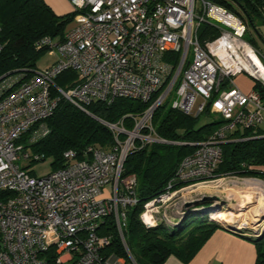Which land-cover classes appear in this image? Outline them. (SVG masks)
<instances>
[{
  "label": "built area",
  "instance_id": "2783aa9c",
  "mask_svg": "<svg viewBox=\"0 0 264 264\" xmlns=\"http://www.w3.org/2000/svg\"><path fill=\"white\" fill-rule=\"evenodd\" d=\"M68 1L76 16L64 41L45 37L37 43L49 47L56 61L28 80L0 76V264H137L124 236L127 213L139 202L137 180L123 174L130 153L164 143L152 124L154 112L167 102L187 116L212 107L224 124L182 161L167 192L145 206V225L147 214L158 221L153 206L171 200L175 183L216 177L229 135L264 123L262 95L235 84L245 74L264 87L253 56L264 64L246 40L245 20L209 0ZM203 23L220 29L205 44L198 38ZM68 71L76 72V79L59 87L57 79ZM159 92L133 119L132 131L104 123L115 134L110 150L89 147L81 161L68 151L66 167L43 178L21 166L42 159L26 146L50 133L43 124L61 100L88 112L95 103L110 106L119 99L149 103ZM108 219L129 260L106 253L111 237L101 230Z\"/></svg>",
  "mask_w": 264,
  "mask_h": 264
},
{
  "label": "trees",
  "instance_id": "16d2710c",
  "mask_svg": "<svg viewBox=\"0 0 264 264\" xmlns=\"http://www.w3.org/2000/svg\"><path fill=\"white\" fill-rule=\"evenodd\" d=\"M212 3L240 16L245 20L248 34L260 35L256 21L264 24V0H209ZM239 8L238 13L235 9ZM76 13L57 15L44 0H0V76L12 74L20 80H28L37 69L41 54L49 47H38L42 38L62 43L68 27L73 23ZM220 35L218 26L203 23L198 30L202 44ZM261 37V36H259ZM248 41V40H247ZM251 41V40H250ZM251 42L256 44L255 39ZM174 65L179 55L172 57ZM77 73L65 72L56 84L64 87L76 79ZM254 91L264 99V87L254 81ZM224 88V87H223ZM160 92L151 102L119 99L113 105L95 103L84 112L66 100H61L56 112L43 124L50 133L26 148L40 155V161L31 160L30 166L51 158L53 172L66 167L64 155L68 151L77 153L83 160L89 147L110 150L115 143V134L104 123L123 124L128 131L134 129V118L141 117L157 100ZM204 114H208V111ZM198 117L187 116L172 109L167 102L159 106L153 115L152 124L156 135L164 143H152L137 148L128 156L123 177L134 176L137 180L136 194L138 204L127 213L124 236L129 252L137 264H163L176 256L183 261L191 260L210 238L212 233L222 228L212 221H188L176 227H147L141 221L145 206L167 192L168 184L176 176L182 161L196 150V145L207 141L223 124L218 118L200 124ZM260 128V127H259ZM237 130L229 135L228 142L222 145V158L216 169V176H237L264 180V136L259 129ZM144 133L149 134L148 131ZM29 135L21 140L26 143ZM28 170V168H26ZM33 176L34 173L30 172ZM184 184L175 183L174 191ZM101 234L111 237L106 248L107 254H115L129 260L119 233L112 220L102 225ZM252 241L257 247L256 264H264V237Z\"/></svg>",
  "mask_w": 264,
  "mask_h": 264
},
{
  "label": "rangeland",
  "instance_id": "374dc122",
  "mask_svg": "<svg viewBox=\"0 0 264 264\" xmlns=\"http://www.w3.org/2000/svg\"><path fill=\"white\" fill-rule=\"evenodd\" d=\"M235 9L240 13L237 6ZM72 12H74L73 9ZM256 24L258 25L260 35L254 32V36H252L251 32H249L247 40L258 52L264 64V24L259 23V21H256ZM253 39H255L256 44L251 42ZM55 61L56 55L51 51H46L39 56L37 67L39 69H45L51 66ZM246 77L248 81L245 86L249 88L248 82H251L252 79L248 76ZM219 89H223L222 84L219 86ZM198 116L199 115H194V117ZM218 118L219 116L214 112L212 107H210L208 114L200 116L199 123L201 125L206 124ZM52 161L51 158H47L45 161L34 164L33 166L27 163H22L21 166L23 168H28L36 177L43 178L53 172ZM251 180H259L264 183V180L259 178L227 175L216 176L213 179L197 183L184 184L179 189L181 190L180 192L179 190L178 192L175 190L176 193L173 194L170 201L159 205L155 204L153 206L156 214L155 218L158 219V225L161 224L165 227L177 228V226L188 221L212 220L221 226L224 225L229 227L233 225L234 227L236 226L235 229L242 227V229H239L240 233L246 236H254L261 233L262 228H264V222H260L261 215H259L258 211H261L262 207L261 201H258V199L263 198H261L257 191H250L248 189V183ZM204 198H212L215 199V201L198 206L185 207L188 203L192 204ZM250 199L252 202L248 204ZM262 212L264 214V209ZM220 217L223 222L218 221ZM224 219L230 221L232 225L226 223Z\"/></svg>",
  "mask_w": 264,
  "mask_h": 264
},
{
  "label": "crops",
  "instance_id": "0c3cea01",
  "mask_svg": "<svg viewBox=\"0 0 264 264\" xmlns=\"http://www.w3.org/2000/svg\"><path fill=\"white\" fill-rule=\"evenodd\" d=\"M53 11L63 16L72 13V7L68 0H44ZM248 75L241 74L235 78L236 86L245 93L254 89L255 80L245 86ZM264 134V123L259 128ZM264 139V136L259 137ZM232 225L230 221L224 219ZM233 226V225H232ZM234 227V226H233ZM236 227V226H235ZM242 228L231 229L222 225V228L215 230L210 238L200 248L198 253L189 261H183L176 256L169 257L163 264H256L257 247L250 236L241 234Z\"/></svg>",
  "mask_w": 264,
  "mask_h": 264
},
{
  "label": "bare ground",
  "instance_id": "6f19581e",
  "mask_svg": "<svg viewBox=\"0 0 264 264\" xmlns=\"http://www.w3.org/2000/svg\"><path fill=\"white\" fill-rule=\"evenodd\" d=\"M254 60H255V68H258V71L262 72V74L264 75V66L261 64V62L255 57L253 56ZM248 189L250 191H257L259 193V195L261 196V198L263 199H258V201H261V209H264V183L262 181L259 180H251L248 183ZM253 198V197H252ZM252 202V200L250 199V201L248 202V204H250ZM260 209V210H261ZM258 211L259 215H262L263 212ZM262 212V213H261ZM145 223L148 227H156L158 224L157 222H155V220L151 219L149 217V214H147L145 217ZM219 222H223L222 218L220 217V219H218ZM238 228H242V227H238Z\"/></svg>",
  "mask_w": 264,
  "mask_h": 264
},
{
  "label": "water",
  "instance_id": "95a60500",
  "mask_svg": "<svg viewBox=\"0 0 264 264\" xmlns=\"http://www.w3.org/2000/svg\"><path fill=\"white\" fill-rule=\"evenodd\" d=\"M212 201H215V199H212V198H204L203 200L197 201V202L192 203V204L188 203L185 207L198 206V205H202L204 203H208V202H212ZM260 217H261L260 218V222L261 223L264 222V214H262ZM228 228L235 229V227H233V226H229ZM263 237H264V228H262L261 233H258V234L254 235V236H250L251 239L263 238Z\"/></svg>",
  "mask_w": 264,
  "mask_h": 264
}]
</instances>
